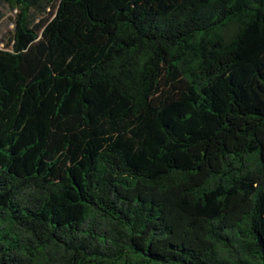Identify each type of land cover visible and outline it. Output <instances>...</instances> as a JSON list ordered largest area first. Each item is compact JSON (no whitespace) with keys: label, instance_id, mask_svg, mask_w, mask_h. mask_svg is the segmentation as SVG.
Here are the masks:
<instances>
[{"label":"trees","instance_id":"obj_1","mask_svg":"<svg viewBox=\"0 0 264 264\" xmlns=\"http://www.w3.org/2000/svg\"><path fill=\"white\" fill-rule=\"evenodd\" d=\"M0 3V264H264V0Z\"/></svg>","mask_w":264,"mask_h":264},{"label":"rangeland","instance_id":"obj_2","mask_svg":"<svg viewBox=\"0 0 264 264\" xmlns=\"http://www.w3.org/2000/svg\"><path fill=\"white\" fill-rule=\"evenodd\" d=\"M13 13V11L0 3V47L3 46L4 41L11 35Z\"/></svg>","mask_w":264,"mask_h":264}]
</instances>
